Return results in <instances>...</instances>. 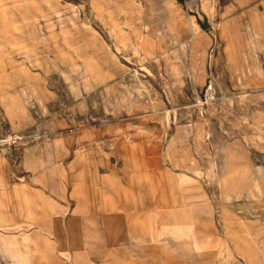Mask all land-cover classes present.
Segmentation results:
<instances>
[{
    "label": "rangeland",
    "instance_id": "1",
    "mask_svg": "<svg viewBox=\"0 0 264 264\" xmlns=\"http://www.w3.org/2000/svg\"><path fill=\"white\" fill-rule=\"evenodd\" d=\"M15 187L61 220L119 198L122 247L157 220L180 240L130 264H226L238 238L264 252V0H0L3 205Z\"/></svg>",
    "mask_w": 264,
    "mask_h": 264
},
{
    "label": "crops",
    "instance_id": "2",
    "mask_svg": "<svg viewBox=\"0 0 264 264\" xmlns=\"http://www.w3.org/2000/svg\"><path fill=\"white\" fill-rule=\"evenodd\" d=\"M13 192H17L20 199L15 197V199L10 200L7 206L2 204L0 197V224L9 223L8 226L1 227L0 230L13 233L11 239L0 238V256L4 254L6 258H18L24 264H26L27 259H30V264H130L135 252L151 253L156 257H161L163 252H167L173 257V255L176 256L181 252L177 250H182L179 247L180 240L167 241L164 239L165 226L163 221L158 220L155 224L156 231L148 238L150 244L139 243L137 239L126 242V246H119V198L96 202L91 199H75L73 201L75 208H72L71 212L67 213L61 220L57 216L64 209L59 207L60 201L44 198L32 203L30 200L21 197L23 196L21 188L15 187ZM62 200L66 199L62 197ZM63 203H67V201ZM35 205L39 206L37 211L34 210ZM246 205L248 206V203ZM243 207L245 208V201ZM22 208L26 210L28 208L25 216ZM124 209L133 211V203L131 205L126 204ZM241 212L238 211L240 217L257 216L258 214L256 210L249 212L243 210V214H240ZM161 213L159 210L160 218L163 216ZM81 228L86 235L82 240L83 247L79 250L75 247V242L78 239L76 232ZM22 229H33L34 231L26 234L25 231H21ZM130 231L127 228L125 230V232ZM19 237L27 238L33 244H20L18 243ZM45 245L48 248L51 247L54 252L45 251ZM67 245L70 247L72 245V248L67 250ZM245 246H247L246 242L240 238L237 242L227 243L226 264H250L256 258H260L264 264L262 249L258 248L257 253H255L248 251L249 249L245 250ZM123 248L127 250V255L119 256V249ZM241 249L245 251L242 253L239 251ZM30 252L33 253L31 258H29Z\"/></svg>",
    "mask_w": 264,
    "mask_h": 264
}]
</instances>
